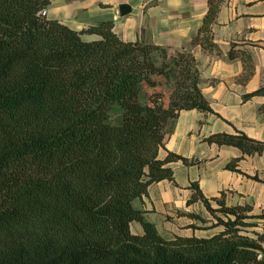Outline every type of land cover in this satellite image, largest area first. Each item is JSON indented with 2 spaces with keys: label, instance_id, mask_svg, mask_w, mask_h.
Masks as SVG:
<instances>
[{
  "label": "trees",
  "instance_id": "trees-1",
  "mask_svg": "<svg viewBox=\"0 0 264 264\" xmlns=\"http://www.w3.org/2000/svg\"><path fill=\"white\" fill-rule=\"evenodd\" d=\"M50 3L0 0V264H264V215L248 205L212 208L192 183L221 229L170 238L133 207L187 162L158 157L166 124L212 112L191 51L124 41L111 20L76 31L41 16ZM205 140L264 151L241 132Z\"/></svg>",
  "mask_w": 264,
  "mask_h": 264
},
{
  "label": "crops",
  "instance_id": "crops-1",
  "mask_svg": "<svg viewBox=\"0 0 264 264\" xmlns=\"http://www.w3.org/2000/svg\"><path fill=\"white\" fill-rule=\"evenodd\" d=\"M121 4L131 9L125 16L119 15ZM47 17L76 31L111 20L124 41L159 45L169 53L191 51L212 112L182 110L166 124L158 157L173 153L187 162L168 163L174 182L151 184L146 196L133 201L161 236H210L221 229L210 228L215 221L193 198L192 183L212 208L220 201L248 205L250 215H264V151L246 155L205 140L241 132L264 143V0H51ZM252 221L257 224L253 231L261 232L264 216ZM130 229L142 233L138 222Z\"/></svg>",
  "mask_w": 264,
  "mask_h": 264
},
{
  "label": "rangeland",
  "instance_id": "rangeland-1",
  "mask_svg": "<svg viewBox=\"0 0 264 264\" xmlns=\"http://www.w3.org/2000/svg\"><path fill=\"white\" fill-rule=\"evenodd\" d=\"M110 119L114 123L120 121V108L118 106H114L110 111ZM204 230L205 229H203V231Z\"/></svg>",
  "mask_w": 264,
  "mask_h": 264
},
{
  "label": "water",
  "instance_id": "water-1",
  "mask_svg": "<svg viewBox=\"0 0 264 264\" xmlns=\"http://www.w3.org/2000/svg\"><path fill=\"white\" fill-rule=\"evenodd\" d=\"M130 7H129V5H127V4H121V5H119V15L120 16H125V15H127L129 12H130Z\"/></svg>",
  "mask_w": 264,
  "mask_h": 264
},
{
  "label": "built area",
  "instance_id": "built-area-1",
  "mask_svg": "<svg viewBox=\"0 0 264 264\" xmlns=\"http://www.w3.org/2000/svg\"><path fill=\"white\" fill-rule=\"evenodd\" d=\"M46 13H47L46 11H42V12H41V16H45Z\"/></svg>",
  "mask_w": 264,
  "mask_h": 264
}]
</instances>
